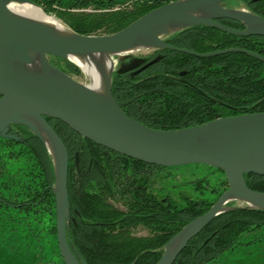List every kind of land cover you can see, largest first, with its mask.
Wrapping results in <instances>:
<instances>
[{"label":"trees","instance_id":"obj_1","mask_svg":"<svg viewBox=\"0 0 264 264\" xmlns=\"http://www.w3.org/2000/svg\"><path fill=\"white\" fill-rule=\"evenodd\" d=\"M31 1L47 14L56 5L65 6L62 0ZM169 1L173 0L139 6L130 14L69 16L65 22L81 34L112 33ZM225 5L242 6L264 17V0H226ZM57 16L66 17L61 12ZM217 21L243 28L231 19ZM164 39L197 53L239 47L264 57V36H235L203 25L168 34ZM156 54L160 58L136 76L112 74L114 99L138 122L154 129H178L220 116L264 112V64L258 58L241 52L197 57L159 49ZM50 62L71 76L81 74L71 61L50 57ZM47 121L68 152L71 219L67 239L85 264H156L165 243L184 224L204 213L227 188L224 177L219 181L222 187H213L210 197L179 192L174 200L163 185L172 179L169 172L175 167L127 157L87 140L59 120ZM11 130L18 131L24 140L0 137V219L6 216L25 231L29 244L40 248L50 245L52 256L42 264H64L56 242L50 155L28 128L13 124ZM203 166L224 176L218 168ZM244 177L251 189L264 192V176ZM182 185L200 193L208 186L202 179ZM137 227L145 228L148 234L135 235ZM263 234L264 210L225 211L188 241L173 264H235L248 253V246L264 249Z\"/></svg>","mask_w":264,"mask_h":264},{"label":"water","instance_id":"obj_2","mask_svg":"<svg viewBox=\"0 0 264 264\" xmlns=\"http://www.w3.org/2000/svg\"><path fill=\"white\" fill-rule=\"evenodd\" d=\"M225 1H169L115 32L94 35L81 34L61 24L57 27L44 23L9 7L27 3L44 12L31 0H0V137L22 142L23 136L11 130L13 124L22 125L49 153L54 175L56 242L64 264L85 263L70 248L67 239L71 219L68 152L47 118L63 122L95 144L145 163L163 167L202 164L223 172L227 188L204 213L184 224L165 243L156 264H173L188 241L218 214L238 209L264 210V192L251 189L244 177L264 176V112L220 116L178 129H154L127 115L111 91L114 72L130 71L144 61L132 57L131 52L139 49H167L197 57L241 52L264 64L263 56L244 48L197 53L175 47L164 39L168 34L196 25L235 36H264L263 16L246 8L226 6ZM218 19L237 21L243 28H232ZM102 55L112 62L108 73L99 67L97 57ZM50 57L71 61L81 70L72 58L95 65L102 73V89H93L91 79L89 84L76 80L53 65ZM157 60H150L142 68ZM230 202L241 205H228Z\"/></svg>","mask_w":264,"mask_h":264},{"label":"rangeland","instance_id":"obj_3","mask_svg":"<svg viewBox=\"0 0 264 264\" xmlns=\"http://www.w3.org/2000/svg\"><path fill=\"white\" fill-rule=\"evenodd\" d=\"M126 1H124L122 4L114 5L113 8L118 9L117 7L119 6H126ZM58 12L63 13L62 10L54 7V11L52 13L46 14L53 17L63 26H68L65 20H68L69 16H79L81 14H89L93 16L104 13L84 11L83 13L79 14L73 12L69 13L72 15L64 14L67 18L65 17L61 19L57 16ZM149 51L150 50L148 49H139L132 51L131 54L132 56H142L147 54ZM86 75L87 74L81 70L80 75L73 77L82 83L89 84L90 78L88 75ZM174 167L175 168H171L169 172L171 176H173L172 179L167 182L168 184L163 185L174 200L178 198L179 192L194 194L196 198L210 197L209 192L213 187H222L220 182L224 176L212 168L196 164H186ZM197 179H202L203 185H208L206 188H202L203 192L201 193L199 191L195 192L190 186L182 185L183 183H188ZM172 185H175V187H172ZM235 204L241 205L239 202H235ZM135 234L138 236H144L147 234V231L143 228H138L135 230ZM28 241L29 240L26 238L25 231H21V229L18 228V225H16L11 219L7 218L6 216H4L3 219H0V264H42L44 260L49 259L52 256L51 247L49 244H46L40 248L31 241V244H29ZM253 248L254 247L252 246H248L246 249L248 253L242 255V260L236 262L235 264H264V255L262 256V254H264V249L257 251Z\"/></svg>","mask_w":264,"mask_h":264},{"label":"flooded vegetation","instance_id":"obj_4","mask_svg":"<svg viewBox=\"0 0 264 264\" xmlns=\"http://www.w3.org/2000/svg\"><path fill=\"white\" fill-rule=\"evenodd\" d=\"M62 1L65 3L64 4L65 6H57L56 5L54 7L59 8L60 10L63 11L64 14H67V15H72L69 13H73V12L81 14L84 11H89V12H120L123 14H130V13H133L134 11H136L139 6H144V7L153 6V5L159 4L161 2V0H127V1L126 0H62ZM124 1H126V4H127L126 6H119V7H117L118 9L113 8L114 5L122 4ZM71 5H73V6H71ZM100 6H106V7L102 8ZM148 50H150V51L145 55L132 56V57L144 59V61L138 67H136L130 71H126L124 73L136 76V75L142 73L143 71H145L150 66L149 65L145 68H142L143 65H145L147 62H149L150 60H152L154 58H158V59L160 58V55L156 54V50H159V49H148ZM161 50H167V49H161ZM131 59L132 58H130L129 60H126V62H129ZM140 68H142V69H140ZM135 71H137V73H133ZM233 203L235 204V202H233ZM138 228H142V227H137L136 229H138ZM143 229H145V228H143ZM135 230H134V234H135ZM147 234H148V231H147ZM139 236H142V235H139Z\"/></svg>","mask_w":264,"mask_h":264},{"label":"bare ground","instance_id":"obj_5","mask_svg":"<svg viewBox=\"0 0 264 264\" xmlns=\"http://www.w3.org/2000/svg\"><path fill=\"white\" fill-rule=\"evenodd\" d=\"M9 7L16 13L27 16L29 18L44 22V23H49L56 25L59 27L60 23L57 22L53 17L48 16L45 14L42 10H40L37 6H34L32 4H10ZM136 51V50H135ZM98 60L100 61V68L104 69L108 73L112 67V62L109 57L102 55L97 57ZM74 62H77L84 73H86L89 78L91 79L90 86L94 89L101 90L102 89V73L98 70V68L90 63H80L77 59H73ZM86 75V76H87ZM90 82V81H89Z\"/></svg>","mask_w":264,"mask_h":264}]
</instances>
